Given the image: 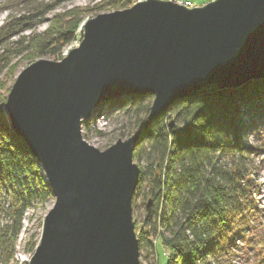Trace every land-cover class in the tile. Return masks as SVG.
Returning <instances> with one entry per match:
<instances>
[{"label": "water", "instance_id": "obj_1", "mask_svg": "<svg viewBox=\"0 0 264 264\" xmlns=\"http://www.w3.org/2000/svg\"><path fill=\"white\" fill-rule=\"evenodd\" d=\"M82 30L80 46L62 61L31 64L7 97L10 121L55 198L28 263L140 264L134 152L144 128L101 150L84 138L83 123L127 95H154L153 121L209 85L264 79V0L194 7L142 0L89 19Z\"/></svg>", "mask_w": 264, "mask_h": 264}, {"label": "trees", "instance_id": "obj_2", "mask_svg": "<svg viewBox=\"0 0 264 264\" xmlns=\"http://www.w3.org/2000/svg\"><path fill=\"white\" fill-rule=\"evenodd\" d=\"M33 1H16L26 6L28 14L10 19L0 28V46L21 27L32 28L34 20H41L42 14L53 9L50 2L35 7L37 4ZM131 2L103 0L99 8L125 9ZM73 14L76 18L67 21V16ZM81 15L83 18L85 13L70 12L44 35L29 40L24 37L16 45L21 44L38 57L61 58L64 48L77 37ZM3 56L0 55V61ZM153 99L154 95L148 93L105 102L83 123V128L90 131L99 114L109 115L118 107L129 118L134 131L144 128L134 152L141 175L133 206L141 191L149 188L145 196L151 201V208H147L139 228L140 248L156 252V245L149 237L153 231L169 251L164 264H232L240 257L237 241L254 240L251 231L257 227L262 210L257 182L260 168L255 167L253 156L264 153V148L249 143V133L264 131V79L252 80L237 88L218 89L209 85L177 99L162 115L148 121ZM6 102L2 96L0 264L15 262L27 209L35 202L45 204L54 198L39 161L9 119ZM263 133L256 135L262 137ZM4 198L9 199L8 206L2 204ZM39 238V234L32 235L29 252L35 251Z\"/></svg>", "mask_w": 264, "mask_h": 264}, {"label": "rangeland", "instance_id": "obj_3", "mask_svg": "<svg viewBox=\"0 0 264 264\" xmlns=\"http://www.w3.org/2000/svg\"><path fill=\"white\" fill-rule=\"evenodd\" d=\"M16 1L19 0H0V28L10 19L19 17L21 14H28L26 6L18 5L16 4ZM138 1L139 0H134L133 2L132 0L128 8H131ZM192 1L194 2V6H203L207 4V1L203 0ZM48 2H50V5H53V9L51 11L44 13L43 10L44 14L42 15L44 16H42L41 20H34L32 28L26 29L25 26L24 28L21 27V29L17 30L15 35H11V39L7 43L0 46V55L3 54V57H5L2 61H0V98L5 96L7 99L8 94L11 92L20 74L31 64L42 58L46 60L62 61V59L65 58L72 49L80 46L83 33L82 29L84 24L89 19H92L100 14L116 11L101 10L99 7L103 0H34L32 3L37 4L35 7H42ZM70 12H75L79 15L85 13V16H83V18L82 15L79 16L82 19L77 27V37L71 44L64 48L61 58L52 55L38 57L30 50H26L28 48H24V46L22 47L21 44L16 45L17 42L21 41L24 37H27L29 40L33 36L37 37L39 35H44L47 30L56 27L59 20L62 19L64 15H68ZM75 18L76 16L74 14L71 17L67 16V21L70 19V21H72ZM16 46L20 47L19 50H23L21 54L17 53L19 50H17L18 47ZM13 48L14 50H11ZM244 118L246 119L247 117L245 116ZM95 130L101 131L102 133H96ZM135 132L136 131H134L130 126L129 118L120 112L118 107L115 108L114 112L109 115H106V113L103 112L99 114L95 124L91 126L90 131H86L85 128H83L84 138L91 145H94L101 150H105L109 146L116 143L119 139L129 138ZM262 132L264 131H261L260 129L257 132L252 131L249 133V143L264 148V133L261 134L262 137L256 135V133L258 134ZM253 157L255 167H257V169L260 168L259 175L257 176V182L259 184V205L262 210L260 211V216L256 221L257 227L251 231L254 240L250 243L244 240L237 241L238 245L236 247V251L241 256L236 257L232 264H264V153ZM135 162L139 164V162ZM148 189L149 188H146L141 191L140 196H138L136 200V205L133 206V215L138 229H136L137 235L139 228L143 225L144 219L146 218V211L148 208L147 205L149 201L145 196V193ZM2 204H6V206H8L9 199L4 198L2 200ZM54 204L55 198L49 200L45 204L35 202L31 208L27 209L25 219L23 221V229L16 245L15 262H11L10 264L28 263V260L31 259L35 252L31 253L27 250L29 243L32 242L31 237L33 234H39L41 238L44 219L53 208ZM2 214V217H4V213ZM149 237L152 241H154L153 244L156 245V252L153 253L150 249L141 250L140 248V264H164L166 259L169 257V251L162 243V239L157 238L153 231L150 232Z\"/></svg>", "mask_w": 264, "mask_h": 264}, {"label": "built area", "instance_id": "obj_4", "mask_svg": "<svg viewBox=\"0 0 264 264\" xmlns=\"http://www.w3.org/2000/svg\"><path fill=\"white\" fill-rule=\"evenodd\" d=\"M141 1V0H139ZM175 1L176 3L180 4V5H183V6H187V7H193L194 6V2L192 0H173ZM203 1H207L210 2L211 0H203Z\"/></svg>", "mask_w": 264, "mask_h": 264}]
</instances>
